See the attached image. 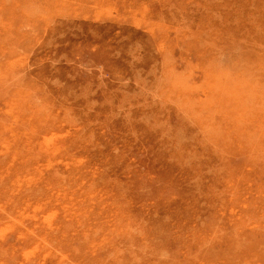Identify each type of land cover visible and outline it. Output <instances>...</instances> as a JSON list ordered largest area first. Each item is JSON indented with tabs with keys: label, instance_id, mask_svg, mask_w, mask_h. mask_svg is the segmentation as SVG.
Instances as JSON below:
<instances>
[{
	"label": "rangeland",
	"instance_id": "374dc122",
	"mask_svg": "<svg viewBox=\"0 0 264 264\" xmlns=\"http://www.w3.org/2000/svg\"><path fill=\"white\" fill-rule=\"evenodd\" d=\"M0 264H264V0H0Z\"/></svg>",
	"mask_w": 264,
	"mask_h": 264
}]
</instances>
